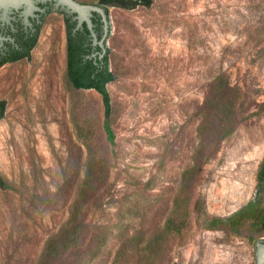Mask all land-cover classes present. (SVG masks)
<instances>
[{"label":"rangeland","instance_id":"obj_1","mask_svg":"<svg viewBox=\"0 0 264 264\" xmlns=\"http://www.w3.org/2000/svg\"><path fill=\"white\" fill-rule=\"evenodd\" d=\"M107 27L113 140L101 95L67 79L61 12L0 66V264H37L65 225L75 240L48 264H258L264 239L205 228L198 205L226 215L255 191L264 0L112 5Z\"/></svg>","mask_w":264,"mask_h":264},{"label":"trees","instance_id":"obj_2","mask_svg":"<svg viewBox=\"0 0 264 264\" xmlns=\"http://www.w3.org/2000/svg\"><path fill=\"white\" fill-rule=\"evenodd\" d=\"M92 2V1H90ZM153 0H97V3L105 6L108 14V7L122 6L126 8L135 7L136 5L150 6ZM92 21L95 23L94 30L98 38L102 34V23L100 16L94 14ZM76 20L69 21L65 17L66 28V76L69 83L75 88H92L95 89L102 98L104 107V129L109 140H113L114 133L111 127V100L107 88V83L115 77L114 72L108 64V53L99 58L98 53L101 51L99 45L92 44L90 30L83 22L81 27L74 29ZM37 35L33 36L25 48L17 55L10 59L29 57L30 50L35 45ZM95 55H92L93 53ZM4 57L0 62L6 60ZM5 109V100H0V118L3 116ZM190 169L184 172L189 173ZM0 186L9 187L5 177L0 172ZM198 212L201 215L202 224L207 229H223L228 233H245L253 240L255 238L264 239V156L258 164L256 171L255 191L251 198L231 213L226 215H210L206 212L203 204L198 205ZM77 212L71 213L69 222L77 221ZM68 222V223H69ZM166 231L175 230L181 232L182 220L178 216V210H174L172 215L166 221ZM77 227V226H76ZM159 237H164L165 232L160 231ZM74 235L70 232L68 225L62 227L59 231L51 234L45 244V248L38 258L37 264H48L50 260L57 257L59 248L75 240ZM159 240V239H157Z\"/></svg>","mask_w":264,"mask_h":264},{"label":"flooded vegetation","instance_id":"obj_3","mask_svg":"<svg viewBox=\"0 0 264 264\" xmlns=\"http://www.w3.org/2000/svg\"><path fill=\"white\" fill-rule=\"evenodd\" d=\"M82 2L81 0H77ZM38 7L33 10V14L25 16L22 13L23 7L12 8L7 18L0 13V59H7L0 62V66L22 58L10 59L22 51L35 35L38 36L44 18L53 11H59L64 17H69V21L75 20L72 13L65 9L54 6V0H38L35 2Z\"/></svg>","mask_w":264,"mask_h":264},{"label":"water","instance_id":"obj_4","mask_svg":"<svg viewBox=\"0 0 264 264\" xmlns=\"http://www.w3.org/2000/svg\"><path fill=\"white\" fill-rule=\"evenodd\" d=\"M36 1L38 0H0V13L2 17L7 18L12 8L18 9L23 7L22 13L27 16L28 14H33V10L38 8L35 5ZM54 6L63 8L65 11L74 14L73 18L76 20L74 29L81 27L83 22L86 23L92 36V44H97L101 48L99 53L95 52L92 55L98 53V57L101 58L105 54L104 40L108 32V14L105 6L99 3H82L77 0H54ZM95 13L100 16L102 23L100 38H98L97 32L94 30L95 23L92 21ZM258 264H264V242L258 243Z\"/></svg>","mask_w":264,"mask_h":264}]
</instances>
